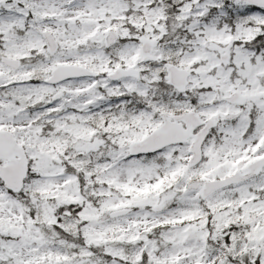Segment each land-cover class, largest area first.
Wrapping results in <instances>:
<instances>
[{"label": "snow or ice", "instance_id": "obj_1", "mask_svg": "<svg viewBox=\"0 0 264 264\" xmlns=\"http://www.w3.org/2000/svg\"><path fill=\"white\" fill-rule=\"evenodd\" d=\"M0 264H264V0H0Z\"/></svg>", "mask_w": 264, "mask_h": 264}]
</instances>
